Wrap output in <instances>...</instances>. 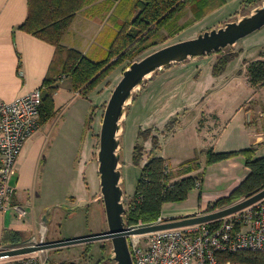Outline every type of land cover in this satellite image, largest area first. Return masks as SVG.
<instances>
[{
  "label": "rangeland",
  "instance_id": "obj_1",
  "mask_svg": "<svg viewBox=\"0 0 264 264\" xmlns=\"http://www.w3.org/2000/svg\"><path fill=\"white\" fill-rule=\"evenodd\" d=\"M132 2V0H123L116 14L118 15L120 11L124 12L126 8L129 9ZM219 2L215 1L216 7L210 8L201 18H196L192 9L187 6L174 24L170 28L163 29L154 39L155 44L149 46L137 59L166 45L222 26L228 21L238 20L251 13L255 7L262 5L264 0H258L253 6H244L243 0H219ZM263 33L264 26L238 40L234 45L221 49L220 52L172 63L157 70L134 91V100L126 105L117 135L120 185L124 193L122 200L125 208L134 195L141 168L150 152L164 157L170 164V170L173 171L179 169L180 163L194 159L196 165L186 175H200L204 180L203 188L206 191L221 188L218 180L220 177L226 180L228 175L224 174L220 167L206 164L208 148L212 147L215 152L244 148L251 134L249 131H254L258 125L259 120L257 119L256 122L254 118L260 117L264 121V116L260 115L264 113V86L256 87L255 95L257 93L258 96H254V87L250 85L246 74V61L254 59V47L259 44L260 39L263 41ZM241 44H247L251 48L245 54L247 58L237 59V54L236 59L229 61L222 73L213 75L214 63L231 52H240ZM105 56L106 53L103 52L92 58L99 60ZM128 63L125 61L117 66L89 93L87 100L81 96L73 98V94L65 89L70 84V78L66 74L59 76L57 83L59 91L54 101L60 119L54 117L42 125L43 129H50L55 142V156L53 155L49 172L48 195L59 210L54 213L52 210L49 212L51 217L47 223L48 230L43 231L44 237L47 234L43 242L51 240L56 232L59 238L66 239L101 233L108 229L97 172L99 134L107 100ZM249 85L252 88H249ZM90 110L93 114L90 115L92 118L89 125L82 126L81 118ZM247 122L252 123L247 124ZM198 127H203V131L198 130ZM145 129H151V133L157 135V147L153 146L150 138L147 140L139 138V130ZM136 143L142 144L144 148L138 164L133 161V148ZM197 195V191L193 189L183 205L195 204ZM79 197H86L91 203L86 207H79L78 202L75 201ZM173 205L176 207L179 204ZM169 208L170 206L166 205L165 212H169ZM219 209L221 208L215 210ZM189 215L192 214L166 216V220ZM144 237L145 234L139 236L141 239ZM82 245L85 243L73 244L61 250L54 248L37 251L0 261L8 263L24 257H36L42 263L50 257L54 260L56 258L53 257L59 255L70 258L83 247ZM86 245L82 260L114 264V261L107 259L112 248L110 240L94 241ZM92 246L95 247L94 256L86 259V254L90 253ZM101 246L104 247L102 253L98 251ZM72 264L86 263L79 261Z\"/></svg>",
  "mask_w": 264,
  "mask_h": 264
},
{
  "label": "trees",
  "instance_id": "obj_2",
  "mask_svg": "<svg viewBox=\"0 0 264 264\" xmlns=\"http://www.w3.org/2000/svg\"><path fill=\"white\" fill-rule=\"evenodd\" d=\"M91 1L93 0H28L27 16L19 28L55 46V55L49 73L39 87L41 90L39 124L48 122L56 115L54 94L58 89L57 83L61 74H66L70 78L73 91L87 97L117 66L125 61L129 62L127 65L129 66L149 46L154 45V39L158 34L163 29L170 28L187 6L192 9L196 18H201L210 8L216 7L215 1L219 2V0H134L126 17L119 22L106 56L93 60L61 43L76 13ZM109 1L120 4L123 0ZM243 2L244 6H253L258 0H243ZM220 51L221 49L215 52ZM237 54L231 52L218 59L213 65V75L222 73L227 63ZM246 74L252 87L264 86V54L246 61ZM91 118L88 117L86 125H89ZM138 136L143 140L150 138L153 146L157 147L158 137L151 133V129L139 130ZM143 149L142 144H135L133 148L135 164L140 162ZM255 152L253 146L219 152H215L212 147L208 148L205 161L207 165L242 156L248 173L227 196L208 204L206 212L228 206L264 188V156H257ZM194 165L196 162L191 159L180 163L179 169L173 171L170 170V164L164 157L150 154L141 168L134 195L127 204L124 214L126 226L155 222L166 203L186 200L193 189H199L198 201H200L202 177L186 175L194 169ZM176 176L179 178L174 179ZM208 224L217 225L218 221ZM14 235L16 233L6 232L3 241L18 242L19 239L14 238ZM100 248L102 250L104 247ZM216 256L221 263L264 264V251L247 249L234 252L217 251Z\"/></svg>",
  "mask_w": 264,
  "mask_h": 264
},
{
  "label": "crops",
  "instance_id": "obj_3",
  "mask_svg": "<svg viewBox=\"0 0 264 264\" xmlns=\"http://www.w3.org/2000/svg\"><path fill=\"white\" fill-rule=\"evenodd\" d=\"M118 8H120L118 2L112 3L109 0H93L86 3L76 13L72 24L62 38V45L74 48L87 57L90 55L89 58L93 60L94 58L92 57L94 55L96 57L99 53H107L109 43L117 30L118 24L128 14L130 6L129 9L126 8L124 12L120 11L117 15ZM27 10L28 0H0V100L3 101H12L41 87L54 59V45L19 28V25L26 19ZM262 35L263 39L264 33ZM254 48V59H256L261 54H264V39L263 41L260 39L259 44ZM240 49L241 51L237 52L238 56L236 58L243 60L247 58L245 54L251 48L247 44H241ZM248 87L252 88L250 85ZM65 89L73 94V98L81 96L78 92L71 89V83ZM58 91L59 88L54 94V100H56ZM254 96H258L257 93L255 95V88ZM83 98L89 99L88 96ZM91 113V110L89 113H84L81 118L82 126L86 125ZM260 115L264 116V113H260ZM55 117H59L58 112H56ZM257 119L259 120L258 122ZM254 120H256L258 125H256L254 131H249V134H251L244 148L253 146L256 149L255 153L257 156H264V121L260 117L254 118ZM42 125L45 124H39L36 131L25 141L17 159L15 174L9 179V186L13 189V193L9 205L0 211V249L32 245L46 239L47 234L44 237L43 231L48 230L47 223L51 214H47L46 220L44 215H46L48 208L53 213L59 210L56 203L48 195V187L50 186L49 172L52 159L55 156V142H53L50 129L45 130ZM202 129L204 128L198 127V130L203 131ZM237 149L242 148L234 150ZM150 154L159 155L151 152ZM210 166L220 167L223 173L228 175L226 180L222 177L218 180V183H221V188L206 191L203 188L204 180L202 178L201 200L198 201L197 195V201L190 206L183 205L184 201L166 203L162 210L164 216H183L205 211L208 204L220 197L227 196L248 173V168L244 165L242 156L215 162ZM232 167L238 172L232 170ZM223 180L225 181L223 182ZM195 190L199 194V189L196 188ZM75 201L78 204L81 201H85L86 204L79 207H86L91 203L86 197H79ZM173 204L179 205L173 207ZM166 205L170 206L169 212H165ZM6 232L16 233L14 238L19 239V241L15 243L4 242L3 235ZM59 237L56 232L51 240L48 241L61 239ZM86 244L82 245L83 247L70 258L59 255V258L54 256L53 258L56 259L53 260L50 257L49 260L47 259L42 263L69 264L82 261V263L85 262L86 264H99L100 261L82 260L83 251L87 248ZM94 248V246L90 248L91 251L88 255L86 254V259L94 256ZM98 251L100 252L101 248ZM42 263L39 262V264ZM0 264L21 263L18 260L8 261V263L0 261Z\"/></svg>",
  "mask_w": 264,
  "mask_h": 264
},
{
  "label": "water",
  "instance_id": "obj_4",
  "mask_svg": "<svg viewBox=\"0 0 264 264\" xmlns=\"http://www.w3.org/2000/svg\"><path fill=\"white\" fill-rule=\"evenodd\" d=\"M263 26L264 3L255 7L251 13L242 16L238 20L228 21L217 28L205 30L195 37L166 45L131 62L123 70L122 77L113 88L107 100L102 115L99 134L97 172L108 229L96 234L54 241H40L37 244L0 249V259L22 256L42 250L67 247L73 244L110 240L112 248L107 255V259L114 261V264H134L128 243V238L131 235H143L157 230L210 222L233 214L263 198L264 188L249 197H245L219 210L201 215L173 218L162 223L145 224L139 227L129 228L126 226L124 218L126 208L122 200L124 193L120 185V155L117 152L119 147V138L117 135L120 130V121L125 115L126 105L133 100L134 91L140 88L147 78L157 70L168 67L172 63L183 62L188 58L201 57L229 45H234L238 40L259 30ZM85 204V201H81L78 206ZM49 211L50 209L44 215L45 220L47 219Z\"/></svg>",
  "mask_w": 264,
  "mask_h": 264
},
{
  "label": "built area",
  "instance_id": "obj_5",
  "mask_svg": "<svg viewBox=\"0 0 264 264\" xmlns=\"http://www.w3.org/2000/svg\"><path fill=\"white\" fill-rule=\"evenodd\" d=\"M40 105L39 88L12 101L0 100V211L10 203L13 189L9 179L15 174L25 141L39 126ZM166 218L161 213L153 223L165 222ZM215 221L217 225L208 224ZM142 225L145 224L128 227ZM139 236L142 235L128 238L134 264H232L221 263L216 252L264 251V197L217 220L153 231L142 239ZM19 261L21 264L40 262L36 257H24Z\"/></svg>",
  "mask_w": 264,
  "mask_h": 264
},
{
  "label": "bare ground",
  "instance_id": "obj_6",
  "mask_svg": "<svg viewBox=\"0 0 264 264\" xmlns=\"http://www.w3.org/2000/svg\"><path fill=\"white\" fill-rule=\"evenodd\" d=\"M172 219V218H171ZM150 223V222H149ZM110 249V248H109ZM101 253H102V251H101ZM108 254V253H107ZM102 256V255H101ZM38 257V256H37ZM40 258V257H39ZM38 259V258H37ZM3 260V259H2ZM43 264V263H42Z\"/></svg>",
  "mask_w": 264,
  "mask_h": 264
}]
</instances>
